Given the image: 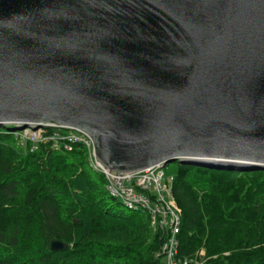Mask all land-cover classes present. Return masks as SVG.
I'll return each instance as SVG.
<instances>
[{"label":"water","instance_id":"obj_1","mask_svg":"<svg viewBox=\"0 0 264 264\" xmlns=\"http://www.w3.org/2000/svg\"><path fill=\"white\" fill-rule=\"evenodd\" d=\"M48 122L110 170H264V0H0V127Z\"/></svg>","mask_w":264,"mask_h":264},{"label":"trees","instance_id":"obj_2","mask_svg":"<svg viewBox=\"0 0 264 264\" xmlns=\"http://www.w3.org/2000/svg\"><path fill=\"white\" fill-rule=\"evenodd\" d=\"M11 127H0V264H161L163 232L106 192L80 144L23 150ZM172 193L177 258L264 264V170L178 164ZM52 239L67 247L51 251Z\"/></svg>","mask_w":264,"mask_h":264},{"label":"built area","instance_id":"obj_3","mask_svg":"<svg viewBox=\"0 0 264 264\" xmlns=\"http://www.w3.org/2000/svg\"><path fill=\"white\" fill-rule=\"evenodd\" d=\"M15 134L23 150L32 151L38 144L51 142L52 146L68 151L71 144H80L90 170L104 178L106 192L126 209L148 214L151 227L163 232L164 241L159 251L161 264H188L177 258L181 211L172 193L173 175L165 173L162 162L135 171L110 170L96 158L95 143L89 134L53 122L44 123L35 130L24 128ZM203 255L204 250L200 249L199 259L192 264H202Z\"/></svg>","mask_w":264,"mask_h":264},{"label":"rangeland","instance_id":"obj_4","mask_svg":"<svg viewBox=\"0 0 264 264\" xmlns=\"http://www.w3.org/2000/svg\"><path fill=\"white\" fill-rule=\"evenodd\" d=\"M5 125H6V124H5ZM7 126H12V125H11V124H7ZM14 132H16V131H14ZM15 136H16V134H15ZM16 137H17V136H16ZM16 146L19 148L18 138L16 139ZM19 149H20V148H19ZM177 165H178L177 162H170V163H168V164L164 167L165 173L174 175L175 172L177 171Z\"/></svg>","mask_w":264,"mask_h":264},{"label":"bare ground","instance_id":"obj_5","mask_svg":"<svg viewBox=\"0 0 264 264\" xmlns=\"http://www.w3.org/2000/svg\"><path fill=\"white\" fill-rule=\"evenodd\" d=\"M30 127H31V126H30ZM22 130H23V129H22ZM31 130H35V129H32V128H31ZM19 131H20V130H19ZM178 234H179V232H178ZM178 234H177V239H178ZM178 243H179V241H178Z\"/></svg>","mask_w":264,"mask_h":264}]
</instances>
